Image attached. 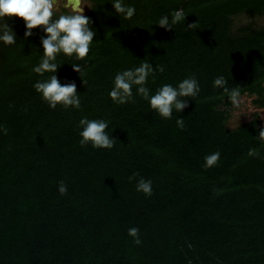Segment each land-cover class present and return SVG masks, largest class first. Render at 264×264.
I'll use <instances>...</instances> for the list:
<instances>
[{
    "label": "trees",
    "instance_id": "16d2710c",
    "mask_svg": "<svg viewBox=\"0 0 264 264\" xmlns=\"http://www.w3.org/2000/svg\"><path fill=\"white\" fill-rule=\"evenodd\" d=\"M85 1L96 32L89 53L55 61L61 85H76L78 109H50L33 87L53 75L32 71L43 30L25 37L22 18L0 19L16 37L0 41V264H264V143L256 138L264 123L254 112L229 128L232 103L213 87L223 76L264 108V22L234 24L242 14L264 19V0H123L136 10L128 20L114 0ZM177 10L185 21L171 31L156 26ZM61 14L71 12L53 19ZM143 62L164 66L148 77L150 95L189 76L200 92L170 119L135 87L132 102L114 103L115 75ZM85 117L109 123L113 148L80 146ZM217 151L219 162L206 169L204 158ZM141 177L151 196L136 190Z\"/></svg>",
    "mask_w": 264,
    "mask_h": 264
},
{
    "label": "clouds",
    "instance_id": "9594fccd",
    "mask_svg": "<svg viewBox=\"0 0 264 264\" xmlns=\"http://www.w3.org/2000/svg\"><path fill=\"white\" fill-rule=\"evenodd\" d=\"M61 7L71 8V14H61L58 18L53 19ZM112 7L118 15H123L125 20L131 19L136 11L133 6L125 5L123 0H114ZM12 17L23 19L26 28L25 37L31 36L32 29L37 27L44 32V36L41 37L43 56L39 65L32 69L40 76L46 72L53 73L47 80L38 81L33 85L35 91L40 94L42 101L53 110L58 105L65 109L69 107L78 109L81 101L76 92V85L74 83L61 85L55 75L60 65L55 61L59 53L68 57L74 55L76 60H83L89 53L90 44L93 42L96 32L90 29L91 20L83 15L81 0H0V19ZM185 17L182 10H177L171 14V20L168 15H165L159 19L156 26L171 31L173 25L182 20L185 21ZM192 26L193 24H189L187 27ZM0 41L5 45L16 43L15 34L6 23L0 30ZM71 66L75 72L79 74L82 72L80 64ZM155 71L162 73L164 66L161 65L153 69L150 63L143 62L134 69L117 73L114 77L113 87L109 92L110 99L116 104L132 102L133 88L135 87L136 93L148 102L151 110L155 111L162 119H170L174 110L179 113L187 108V101L196 97L200 92L195 76H189L175 87L171 84H165L155 94L150 95V90L145 87V84L150 75L154 76ZM226 84L227 81L223 76H219L213 81V87L223 89L225 93H228V99L233 106L238 107L241 103L239 88L229 90ZM176 124L179 128H183V118H177ZM79 127L82 129L79 132L81 147L89 144L93 149H111L114 147L116 140L106 131L109 128L107 121L89 120L85 117L79 121ZM2 131L7 134V128H3ZM256 138L264 143V128L260 129ZM249 155L258 156L259 153L255 149H250ZM219 158L220 153L218 151L207 155L204 158V167L207 169L216 166ZM137 175L134 173L133 176L129 177V180L135 179ZM136 190L145 196H151L152 182L141 177L136 182ZM58 191L61 195L67 193V186L63 181L60 182ZM128 234L133 237L134 244L139 245L141 243L138 228H130Z\"/></svg>",
    "mask_w": 264,
    "mask_h": 264
},
{
    "label": "rangeland",
    "instance_id": "374dc122",
    "mask_svg": "<svg viewBox=\"0 0 264 264\" xmlns=\"http://www.w3.org/2000/svg\"><path fill=\"white\" fill-rule=\"evenodd\" d=\"M89 8V3L86 1L85 3ZM253 22L255 25L262 24L264 19L253 18L249 15H240L234 19L235 27H238L243 24H247ZM241 103L238 107L232 106L229 109V115L226 122V125L229 128H236L237 126L245 123L246 121L250 120L252 114L254 112H258L261 123H264V108H257L252 103V97L242 96Z\"/></svg>",
    "mask_w": 264,
    "mask_h": 264
},
{
    "label": "flooded vegetation",
    "instance_id": "af4514ba",
    "mask_svg": "<svg viewBox=\"0 0 264 264\" xmlns=\"http://www.w3.org/2000/svg\"><path fill=\"white\" fill-rule=\"evenodd\" d=\"M86 3V1L85 0H83V2H82V4H81V6L83 7V9H85V10H87L88 9V6L85 4ZM63 9H65V10H67V11H69V12H71L69 9H67V8H64V7H61L57 12H62V10ZM244 15H247V14H244ZM250 16V15H249Z\"/></svg>",
    "mask_w": 264,
    "mask_h": 264
},
{
    "label": "water",
    "instance_id": "95a60500",
    "mask_svg": "<svg viewBox=\"0 0 264 264\" xmlns=\"http://www.w3.org/2000/svg\"><path fill=\"white\" fill-rule=\"evenodd\" d=\"M82 2H83V0H81V4H82ZM64 8H67L71 11V8H69V7H64ZM88 9L87 10L83 9V15H85L87 13Z\"/></svg>",
    "mask_w": 264,
    "mask_h": 264
}]
</instances>
